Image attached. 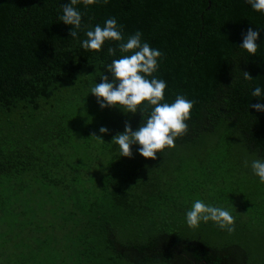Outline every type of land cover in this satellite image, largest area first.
<instances>
[{
  "label": "trees",
  "instance_id": "obj_1",
  "mask_svg": "<svg viewBox=\"0 0 264 264\" xmlns=\"http://www.w3.org/2000/svg\"><path fill=\"white\" fill-rule=\"evenodd\" d=\"M68 3L0 0V264L263 260L264 184L245 161L264 159V112L250 107L264 104V97L252 96L255 86L264 89V14L246 0H98L87 8L75 6L82 26L73 40L71 26L59 21ZM108 18L123 26L125 42L140 31L142 42L161 51L153 75L167 84L164 102L173 103L177 95L195 102L187 134L156 160L141 157L138 144L131 146V158L121 157L119 146L111 143L125 123L136 131L151 110L101 109L91 94L102 76L112 82L106 66L120 58L119 42L108 41L95 52L82 49L80 41ZM249 28L259 32L255 56L240 48ZM110 47L117 48L115 56L108 55ZM243 72L252 80H244ZM80 115L87 124L98 122L90 133L104 142L89 139L85 146L97 143L99 153L109 157L105 169L95 172L89 166L84 176L80 162L63 165L82 153L72 145L80 138L72 120ZM101 127L108 133L101 135ZM187 151L206 164L195 194L214 192L231 203L242 198L234 209V233L212 221L190 229L186 214L174 215L180 208L163 207L184 200L172 193L173 178L181 174L175 160L183 162ZM240 165L245 171L237 169ZM82 182L83 202L75 198ZM228 182L235 188L223 185ZM240 182L244 190L238 189ZM33 184L39 200L31 197ZM210 199L213 204L201 198L216 206L217 197Z\"/></svg>",
  "mask_w": 264,
  "mask_h": 264
},
{
  "label": "clouds",
  "instance_id": "obj_2",
  "mask_svg": "<svg viewBox=\"0 0 264 264\" xmlns=\"http://www.w3.org/2000/svg\"><path fill=\"white\" fill-rule=\"evenodd\" d=\"M97 2L98 0H70V3L62 6L59 21L71 26L69 36L73 40L78 38V31L82 26V13L75 6L83 3L87 8ZM104 2L107 3L108 0ZM246 3L252 10L264 14V0H246ZM122 28V25L118 26L115 18H108L103 27L96 25L93 30L86 31V38L80 41L82 49L95 52H100L108 41L119 42L120 58L114 59L106 66V72L111 74L112 82H109L106 76H102V82L91 88V94L97 98L101 109L119 108L132 114L151 110L146 122L141 123L136 131L132 130L129 123H125L124 132L115 135L111 143L119 146L121 157L131 158V146L138 144L141 157L145 160H156L158 153L165 148H174L176 139L187 134L186 121L191 118L195 102L184 95H177L173 103L164 102L167 84L163 79L153 75L159 68V59L163 54L147 42H142L140 31L130 35L125 42ZM258 36V31L249 28L240 48L250 56H255L259 47L256 44ZM116 52L117 48H108L109 56H115ZM242 75L244 80H252L248 72H243ZM252 96L264 97V89L255 86ZM250 107L257 112H264L262 103ZM99 133L107 134L108 129L101 127ZM90 138L104 143L95 133L91 134ZM245 165L247 166V161ZM251 169L260 183L264 184V159L252 160ZM209 221L229 234L235 232V217L230 211L206 204L199 199L195 200L191 209L186 212L187 226L196 229L201 222Z\"/></svg>",
  "mask_w": 264,
  "mask_h": 264
},
{
  "label": "rangeland",
  "instance_id": "obj_3",
  "mask_svg": "<svg viewBox=\"0 0 264 264\" xmlns=\"http://www.w3.org/2000/svg\"><path fill=\"white\" fill-rule=\"evenodd\" d=\"M62 105H64V104H61V106ZM87 106H88V103H87ZM80 108H83V106L81 105ZM80 117H84V115L76 116L72 120L75 123L74 135L80 137L79 139H73L72 145L74 147L80 148L82 153L77 157L68 158L67 163H64L63 165H64V167H67V168H73L72 163L79 164V162H80L81 164L78 167H81L83 165V167L80 169H84V172L81 173V176H84L85 169H87L89 166H91V169L95 172H101L103 170L102 168L105 169L107 167V160L109 157L103 156L99 153L100 146L97 143H91L89 147L85 146V144H87V142H89V139H91L90 138L91 134H93L90 132L96 129L95 127H96V125H98L97 124L98 122H96V120H92L89 124H87L86 122H82ZM239 146H240V144L237 142L236 147H239ZM181 159L183 160V162H181V161L177 162V160H175V162H176L175 164H176V166H178L180 168L181 174L179 176L176 175L173 178V181L175 182V190H174V193H172V195L173 196L178 195L180 198H183L184 200H182V203L179 204L178 206H176L173 203H164V204H162L163 207L164 208L170 207L171 209H173L175 207L180 208V209H174V213H175L174 215L182 217L186 214V212L188 210L191 209L192 204L194 203L195 200H197V199L201 200V198L205 199L206 197H208L209 201L213 204L214 200L210 199V197L215 196V197H217L216 206L225 208L226 210L230 211L231 213L233 211L232 215L233 214L236 215L234 209H235V207H237V205L239 203H241L242 198L238 197L234 201H232V203H231V202H229L228 197H226L222 194H214V192H209L207 194L205 192H200L199 194H195V191L197 189L196 187L199 186V184H202L204 181V176H203L205 173V167L204 166L206 164L201 158L193 157L192 153L189 151H187L181 157ZM95 161H96V163L93 164V162H95ZM246 168H247L248 172H250V174L252 175L253 171L251 169V161H247ZM237 169L244 170L243 168H241V165L238 166ZM211 175H214L213 171H212ZM217 175H219V174L217 173ZM74 176H76V174ZM82 180L84 181L83 178H82ZM248 180H249V177H248ZM223 185H225L226 187H228L230 189L235 188L234 184H231L230 182L223 183ZM39 188H41V187H39ZM44 188H49V187L45 186ZM76 189L79 192V194L76 195L75 198L80 197V199L83 202V199L85 197L84 196V191H85L84 190V182L79 184ZM238 189L244 190L245 185L242 182H240L238 184ZM30 190H32V192H31L32 199L33 200L34 199L39 200L38 197L36 196L37 195V186L35 184L31 185ZM228 191H229V189H228ZM75 201H76V204H79L78 200H75ZM209 201H207L206 204H210ZM220 203H222L223 205H220ZM180 205H181V207H180ZM176 211H178V214ZM237 214H241L239 210H238ZM247 215H248V217L252 216L251 214L250 215L247 214ZM80 218H81L80 216H78L76 218L72 217L71 222L76 224L80 220ZM242 219H244V218H242ZM212 235L216 238L219 237L217 234H212ZM212 243L215 245H218V243H216L214 241H212ZM253 264H264V259L263 260L256 259Z\"/></svg>",
  "mask_w": 264,
  "mask_h": 264
}]
</instances>
